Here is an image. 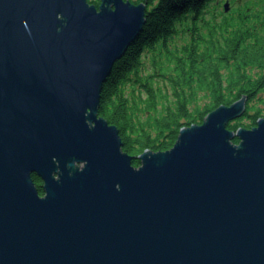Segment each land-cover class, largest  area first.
<instances>
[{
  "label": "water",
  "instance_id": "1",
  "mask_svg": "<svg viewBox=\"0 0 264 264\" xmlns=\"http://www.w3.org/2000/svg\"><path fill=\"white\" fill-rule=\"evenodd\" d=\"M147 10L0 0V264H264V117L227 127L245 96L137 167L98 115Z\"/></svg>",
  "mask_w": 264,
  "mask_h": 264
},
{
  "label": "trees",
  "instance_id": "2",
  "mask_svg": "<svg viewBox=\"0 0 264 264\" xmlns=\"http://www.w3.org/2000/svg\"><path fill=\"white\" fill-rule=\"evenodd\" d=\"M146 5L143 29L114 63L98 108L119 130L122 150L134 157L135 167L144 150L171 148L181 127L200 124L209 111L244 96L247 109L227 127L252 128L262 112L253 111V104L264 93V0H148ZM200 93L210 99L203 106ZM33 180L42 194L40 179Z\"/></svg>",
  "mask_w": 264,
  "mask_h": 264
},
{
  "label": "rangeland",
  "instance_id": "3",
  "mask_svg": "<svg viewBox=\"0 0 264 264\" xmlns=\"http://www.w3.org/2000/svg\"><path fill=\"white\" fill-rule=\"evenodd\" d=\"M154 1H156V0H154ZM229 10V9H228ZM199 95H202V97L203 98H199L200 99V101H201V103H200V106H203L204 105V103H208L209 101H210V99H209V97L207 96V95H205V93H200ZM260 97H263V100L262 101H255L254 102V104H253V111H255V109H260L262 112H261V117H264V93H262V94H260ZM169 99L171 100L172 98H171V96H169ZM238 100V99H237ZM236 100V101H237ZM235 102V101H234ZM247 105V104H246ZM246 109H247V107H246ZM207 115V114H206ZM205 115V116H206ZM205 116H204V118H205ZM260 117V118H261ZM237 119V118H236ZM259 119V118H258ZM235 120V119H234ZM234 120H232V121H234ZM243 121H245V118L243 119ZM254 127V126H253ZM252 127V128H253ZM248 129H251V128H248ZM231 130V129H230ZM235 132H236V130H235ZM119 136H120V134H119ZM121 138V137H120ZM237 139L238 140V142H233V139ZM176 142V141H175ZM231 142L233 143V144H239V139L235 136V137H233L232 138V140H231ZM174 145V144H173ZM121 148H122V146H121ZM170 149V148H169ZM168 150V149H167ZM145 151V150H144ZM125 152V151H124ZM156 152V151H155ZM127 153V152H126ZM141 154V153H140ZM131 156V155H130ZM134 157H132V159H133ZM137 158V157H136ZM137 160L139 161V164H140V160L137 158Z\"/></svg>",
  "mask_w": 264,
  "mask_h": 264
},
{
  "label": "flooded vegetation",
  "instance_id": "4",
  "mask_svg": "<svg viewBox=\"0 0 264 264\" xmlns=\"http://www.w3.org/2000/svg\"><path fill=\"white\" fill-rule=\"evenodd\" d=\"M97 1H99V3H100V0H97ZM146 3H148V0L146 1ZM41 195H43V193Z\"/></svg>",
  "mask_w": 264,
  "mask_h": 264
},
{
  "label": "bare ground",
  "instance_id": "5",
  "mask_svg": "<svg viewBox=\"0 0 264 264\" xmlns=\"http://www.w3.org/2000/svg\"><path fill=\"white\" fill-rule=\"evenodd\" d=\"M137 37H138V36H137ZM137 37H136V38H137ZM136 38H135V39H136ZM135 39H134V41H135ZM134 41H133V42H134ZM133 42H132V43H133ZM128 47H129V46H128ZM127 49H128V48H127Z\"/></svg>",
  "mask_w": 264,
  "mask_h": 264
}]
</instances>
